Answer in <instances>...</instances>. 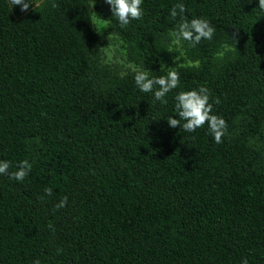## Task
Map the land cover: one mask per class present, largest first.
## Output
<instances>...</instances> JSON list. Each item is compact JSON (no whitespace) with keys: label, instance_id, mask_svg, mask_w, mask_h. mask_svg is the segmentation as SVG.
I'll return each instance as SVG.
<instances>
[{"label":"trees","instance_id":"16d2710c","mask_svg":"<svg viewBox=\"0 0 264 264\" xmlns=\"http://www.w3.org/2000/svg\"><path fill=\"white\" fill-rule=\"evenodd\" d=\"M93 2L33 0L21 12L0 0V160L9 171L33 165L23 181L0 175V264H264L259 0H143L142 18L125 27ZM177 3L216 31L194 47L182 41L185 63L174 66ZM94 15L138 69L104 61ZM167 67L180 85L162 104L134 76ZM201 86L220 101L222 143L207 124L167 123L175 95Z\"/></svg>","mask_w":264,"mask_h":264},{"label":"clouds","instance_id":"9594fccd","mask_svg":"<svg viewBox=\"0 0 264 264\" xmlns=\"http://www.w3.org/2000/svg\"><path fill=\"white\" fill-rule=\"evenodd\" d=\"M105 2L111 6L112 15L117 17L121 27L129 25L132 20H139L143 16V0H105ZM10 4L19 6L21 12H28L34 3L33 0H10ZM94 4L95 0L92 7ZM52 7L55 8L57 5L53 3ZM258 7L264 11V0H259ZM185 12L186 8L183 3H177L170 9V16L173 19L180 17L176 29L170 33L174 37L173 44L181 45L182 41H188L194 47L201 40H211L216 31L211 22L199 17L189 20L184 15ZM232 39L236 41L239 37L233 33ZM198 65L199 62L196 61L193 66ZM166 69V73L160 76H150L147 70H137L134 76L139 91L154 93L155 100L162 104H167V94L180 85V73L177 67H167ZM175 101L176 116L167 118L169 127L176 128L179 126L180 128L182 126L186 132H195L207 124L215 142L217 144L223 142V137L227 132V122L222 116L214 114L213 104H218L220 101L218 98L211 101V94L207 87L201 86L180 91L175 95ZM181 121H183L182 125ZM11 167L10 161L0 160V175H8L10 179L23 181L29 176L33 165L28 159H24L18 162L15 171H9ZM52 191L51 187L44 189L46 195H51ZM67 200L68 197L64 196L56 208L65 207ZM33 264H40V262L36 260ZM242 264H248L247 259L243 260Z\"/></svg>","mask_w":264,"mask_h":264},{"label":"rangeland","instance_id":"374dc122","mask_svg":"<svg viewBox=\"0 0 264 264\" xmlns=\"http://www.w3.org/2000/svg\"><path fill=\"white\" fill-rule=\"evenodd\" d=\"M93 23L95 29L98 31L101 41L103 43L104 61L107 63H117L122 70L138 69V65L127 60L126 46L123 41L108 30V24L103 19L93 16ZM179 54L174 58L173 65L178 66L185 63V51L181 45H177Z\"/></svg>","mask_w":264,"mask_h":264}]
</instances>
